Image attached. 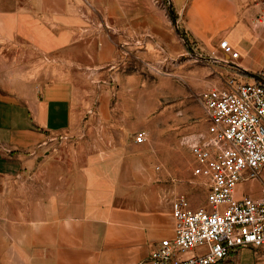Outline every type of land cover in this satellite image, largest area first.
I'll use <instances>...</instances> for the list:
<instances>
[{
  "label": "rangeland",
  "instance_id": "rangeland-1",
  "mask_svg": "<svg viewBox=\"0 0 264 264\" xmlns=\"http://www.w3.org/2000/svg\"><path fill=\"white\" fill-rule=\"evenodd\" d=\"M242 6L254 9L246 14L248 26L264 43V0ZM81 13L79 24L101 30L104 35L94 39L109 49L106 62L95 68L104 75L91 79L93 128L84 136L87 148L68 144L24 176L0 179V264H138L154 242L173 237L175 199L205 203L207 187L194 171L193 145L211 134L201 93L223 85L236 70L219 48L223 38L216 45L196 40L186 26L183 3L176 0L89 1ZM7 22L0 20L4 95L29 90L54 59L53 52L7 51L8 44L29 38L8 35ZM259 48L257 60L237 78L264 75V44ZM39 56L45 67L37 65ZM139 132L145 142L127 153L126 145ZM262 182L264 175L240 181L254 185L249 195L258 194ZM71 208L74 221H67ZM122 221L134 226L127 250L102 262L103 234ZM235 260L264 264V246L242 248Z\"/></svg>",
  "mask_w": 264,
  "mask_h": 264
},
{
  "label": "crops",
  "instance_id": "crops-1",
  "mask_svg": "<svg viewBox=\"0 0 264 264\" xmlns=\"http://www.w3.org/2000/svg\"><path fill=\"white\" fill-rule=\"evenodd\" d=\"M89 1L100 4L105 2L0 0V20L8 21V35L29 37L27 40H16V43L8 44L7 51L54 54V59L48 66L49 71L38 76L29 90L15 94L0 93V179L24 176L43 165L54 150L63 151L69 145L87 148L88 140L84 136L91 133L93 128V119L88 113L92 100L91 79L94 75H104L102 70L95 71V68L106 62L109 51L102 41L94 39L104 35L101 30L79 24L83 5ZM246 1L248 0H188L186 3V0H176L179 4L183 3L186 26L196 40L216 45L223 38L239 52L232 61L236 70L231 74L236 76L239 75V70L257 60L261 50L259 46L264 44L248 26L246 14L253 13L254 9L242 6ZM107 2L115 3V0ZM48 34L54 36V40L48 42ZM31 58L36 59V55L29 57ZM37 59L39 67L47 65L42 57ZM132 141L125 147L127 153L140 148V143L134 141V136ZM127 163H131L130 159ZM102 172L98 170L96 173ZM260 175H264V168ZM253 186L238 182L234 195L237 198L260 195L261 190L258 194L249 195L256 191ZM88 210L90 209L83 211ZM74 212L73 209L65 212L64 219L74 221ZM87 226L94 227V224ZM105 236L103 234L102 239ZM155 243L157 242L151 248Z\"/></svg>",
  "mask_w": 264,
  "mask_h": 264
},
{
  "label": "built area",
  "instance_id": "built-area-1",
  "mask_svg": "<svg viewBox=\"0 0 264 264\" xmlns=\"http://www.w3.org/2000/svg\"><path fill=\"white\" fill-rule=\"evenodd\" d=\"M219 48L230 59L239 54L225 39ZM201 101L211 134L193 149L205 203L175 199L173 237L155 243L138 264H239L240 249L264 246V184L258 196L234 195L238 182L261 179L264 168V75L241 80L231 74L205 89ZM145 139L144 132L134 135L137 143Z\"/></svg>",
  "mask_w": 264,
  "mask_h": 264
},
{
  "label": "bare ground",
  "instance_id": "bare-ground-1",
  "mask_svg": "<svg viewBox=\"0 0 264 264\" xmlns=\"http://www.w3.org/2000/svg\"><path fill=\"white\" fill-rule=\"evenodd\" d=\"M116 222H121V220H117ZM132 229L134 230V226L126 224L123 221L116 226H111L110 233L105 236L100 244L101 251L99 257L102 262L105 258L114 257V255L127 250L126 245L131 241L130 234H132Z\"/></svg>",
  "mask_w": 264,
  "mask_h": 264
}]
</instances>
